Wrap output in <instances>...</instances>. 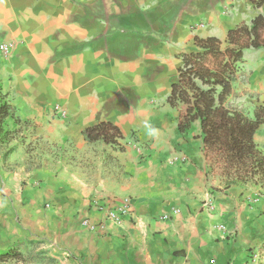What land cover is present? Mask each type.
Here are the masks:
<instances>
[{
	"label": "crops",
	"instance_id": "1",
	"mask_svg": "<svg viewBox=\"0 0 264 264\" xmlns=\"http://www.w3.org/2000/svg\"><path fill=\"white\" fill-rule=\"evenodd\" d=\"M256 13L249 0H0V45L13 46L0 78L22 128L0 146V250L31 243L46 264H264V196L210 177L199 129L180 133L167 102L196 36L224 39ZM244 60L227 101L240 111L264 104V50ZM100 121L124 149L86 138ZM114 198L132 215L90 232L85 218L106 219L93 202Z\"/></svg>",
	"mask_w": 264,
	"mask_h": 264
},
{
	"label": "trees",
	"instance_id": "2",
	"mask_svg": "<svg viewBox=\"0 0 264 264\" xmlns=\"http://www.w3.org/2000/svg\"><path fill=\"white\" fill-rule=\"evenodd\" d=\"M249 1L258 13L231 28L226 38L195 37V49L180 55L183 63L167 98L179 111L180 133L188 136L199 129L209 176L219 178L224 189L250 183L264 186V150L255 140L264 125V104L255 107L253 117L227 105L246 50H264V0ZM21 131V120L0 78V146ZM85 135L91 142L102 140L124 149V136L110 121L89 126ZM24 259L18 244L0 250V264H19Z\"/></svg>",
	"mask_w": 264,
	"mask_h": 264
},
{
	"label": "built area",
	"instance_id": "3",
	"mask_svg": "<svg viewBox=\"0 0 264 264\" xmlns=\"http://www.w3.org/2000/svg\"><path fill=\"white\" fill-rule=\"evenodd\" d=\"M13 46L8 44H1L0 49L6 53L7 55L11 52ZM59 108H57L58 110ZM129 145L130 143L127 142ZM125 146V145H124ZM208 208L213 210V202L209 200L207 202ZM95 209L104 210L106 212V219L105 221H101L98 223H94L90 220V218H85L83 220V225L88 228L90 232H94L98 227H104L106 221L121 223L125 220V218L132 215V208H131V200L130 198H123V199H112L110 203H104L99 201H94L91 205ZM165 217H169V213L165 214Z\"/></svg>",
	"mask_w": 264,
	"mask_h": 264
},
{
	"label": "rangeland",
	"instance_id": "4",
	"mask_svg": "<svg viewBox=\"0 0 264 264\" xmlns=\"http://www.w3.org/2000/svg\"><path fill=\"white\" fill-rule=\"evenodd\" d=\"M255 52L256 51H254V50L249 51L247 58L250 59V55L251 54L253 55ZM238 76H239V74H237V77H236L235 81L237 80ZM243 79H245V78H243ZM239 80L240 79H238V82H239ZM249 97L251 98V97H256V96H251L250 95ZM236 99H237V96L232 97V99L230 101L231 108H237V106H239L237 104L238 101ZM240 106H241L242 111L245 114H247L250 117H253L255 108L249 101H246V102L242 103ZM263 128H264V126H262V129ZM263 131H264V129H263ZM247 185H257L259 195L260 196L261 195L264 196V186H262L261 183H257V184L256 183H250V184H247ZM19 249H20V251L23 252L24 258H25L24 261L19 262V264H46V261L42 259L43 256H39L38 255L39 252L36 251V248H35V246L33 244H31V243L20 244L19 245Z\"/></svg>",
	"mask_w": 264,
	"mask_h": 264
},
{
	"label": "clouds",
	"instance_id": "5",
	"mask_svg": "<svg viewBox=\"0 0 264 264\" xmlns=\"http://www.w3.org/2000/svg\"><path fill=\"white\" fill-rule=\"evenodd\" d=\"M155 133V129H151L149 126V134H154Z\"/></svg>",
	"mask_w": 264,
	"mask_h": 264
}]
</instances>
